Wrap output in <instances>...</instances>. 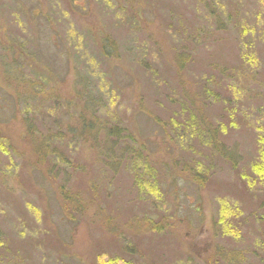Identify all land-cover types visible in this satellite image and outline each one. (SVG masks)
Segmentation results:
<instances>
[{
	"label": "rangeland",
	"instance_id": "1",
	"mask_svg": "<svg viewBox=\"0 0 264 264\" xmlns=\"http://www.w3.org/2000/svg\"><path fill=\"white\" fill-rule=\"evenodd\" d=\"M187 95L211 140L172 129ZM258 167L264 0H0V264H264Z\"/></svg>",
	"mask_w": 264,
	"mask_h": 264
},
{
	"label": "trees",
	"instance_id": "2",
	"mask_svg": "<svg viewBox=\"0 0 264 264\" xmlns=\"http://www.w3.org/2000/svg\"><path fill=\"white\" fill-rule=\"evenodd\" d=\"M250 46H251V44H250ZM180 64H183V62H180ZM245 65H244V67H245ZM209 84H210V86H208V83H206V82L202 83L199 91H197L199 100L202 102L204 100H207V99L211 100L212 98H214V95L217 94L216 91L212 90V88L214 89L213 83L209 82ZM184 99H186L185 102H182V103H184V104H182V107H184V108L182 109V107H181V110L179 113V116L180 117L182 116L183 120H181L180 124L172 123L173 127L175 125H177L172 129H176L175 132H180L182 129L183 134L182 133H179V134L176 133L179 136L186 134V135L191 137L192 135H195L196 137L194 139H196V140L201 141V140H203V137L205 139V142L208 140H211L212 137L214 136V133L219 132L220 130L216 129L217 131H214V132L211 131L210 132L211 128L208 127L207 124H205V121L203 120V115L201 114L199 108H197V104L195 102L193 103L194 97H192V96L190 97L187 95V97L185 96ZM229 111L231 112V111H233V109H230ZM234 114H235V111H233L231 113H227L223 117V121H225V123H226L225 127H227V125L235 126V122H237V117ZM97 118H98V116L95 117V120H93V119H91L90 121H87V120L84 121L83 119L79 120L80 124H82L81 128L78 131L79 134L76 135V136H79V140L84 139L85 142L88 141L87 134L91 137L89 130H91V128H93V127H96V128L100 127L101 129H103L104 124H100V126H99V124H97V121H96ZM112 127L117 128V131L115 129H113ZM216 128H218V127H216ZM104 129H105V131H104V133L102 132L101 135L99 134V132H97L98 130L96 129V133L92 136V140L93 141L97 140V145H106L107 143H110L111 147H110V149H108L109 151H107L108 155L106 158H108V156H109L111 158V160H113L112 158H116L119 154L124 155L125 152L129 151V149H127V143L129 141L134 140V138L131 137L129 132H128L129 134H127L126 130H121L120 128L116 127L115 125L110 126V127L105 126ZM221 129H222V127H221ZM222 130H224V129H222ZM180 134H182V135H180ZM101 138L108 139V141L102 143ZM182 138L185 139V137H182ZM57 140L61 141L59 138ZM45 142H47V144H48L47 140ZM45 142H42L41 144H39L37 146L38 151L41 153H44L48 149ZM214 143H215V141H214ZM214 143H212L213 151L216 150ZM121 145H124V146H121ZM48 146H49V144H48ZM117 149H119V150H117ZM221 153H222V151H221ZM44 154H46V153H44ZM49 155L53 159L57 158V154L55 152L49 151ZM140 155H141V153H140ZM128 156L130 157V160L132 163L139 161V160H136V158H137L136 154H135V157H133L132 151L131 152L129 151ZM191 165H194V164L190 163V166ZM190 166H189V170L187 171L189 176L193 180L198 181L197 176L200 174V172L195 171L194 167L193 166L190 167ZM130 169H132L131 165H130ZM257 173H259L261 175L259 178L261 180H264V167H258ZM231 207L232 206H228V209L232 210ZM226 209H227V207H226ZM221 217L222 218L226 217V218H223V220H225V222H223V220H222L223 229H233V227L235 228V225L233 222L234 220L231 219L233 217H231L229 214L227 216H224L222 214V212L219 215L218 219L221 220ZM125 264H128V263H125Z\"/></svg>",
	"mask_w": 264,
	"mask_h": 264
}]
</instances>
